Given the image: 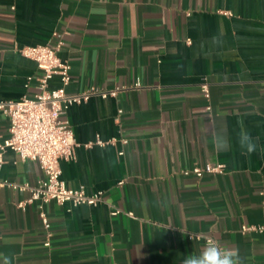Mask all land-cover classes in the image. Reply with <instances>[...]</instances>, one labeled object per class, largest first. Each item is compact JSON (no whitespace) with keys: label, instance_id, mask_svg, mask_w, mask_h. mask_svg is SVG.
Returning a JSON list of instances; mask_svg holds the SVG:
<instances>
[{"label":"crops","instance_id":"0c3cea01","mask_svg":"<svg viewBox=\"0 0 264 264\" xmlns=\"http://www.w3.org/2000/svg\"><path fill=\"white\" fill-rule=\"evenodd\" d=\"M59 41L69 94L118 91L64 115L78 146L62 178L103 199L23 209L31 192L1 186L0 264H181L206 235L264 264V234L242 229L264 222V0H0V101L39 91L42 71L19 48ZM238 121L257 146L249 155ZM8 127L0 111L3 137ZM4 160L9 183L44 175L12 149ZM207 163L225 171L186 173Z\"/></svg>","mask_w":264,"mask_h":264},{"label":"built area","instance_id":"2783aa9c","mask_svg":"<svg viewBox=\"0 0 264 264\" xmlns=\"http://www.w3.org/2000/svg\"><path fill=\"white\" fill-rule=\"evenodd\" d=\"M63 42L46 43L36 45H24L19 51L26 57L33 59L42 71L38 78L39 91L33 96L24 95L17 100L0 101V111L9 119L8 136L3 137L0 132V173L5 162L4 154L8 149L16 151L22 158L36 160L40 163L44 172L42 178L36 184L9 183L0 177V187L11 185L19 191L29 190L31 196L26 201H20L18 206L26 208L28 203L40 200L42 202L56 201L59 204L70 203L79 205H97L103 199L102 190L88 194L84 187H69L62 178V159H73L76 155L75 131L70 121L64 117L68 109L76 104L87 101L93 94H100L103 97L116 96L117 89L110 91H99L91 88L83 93L69 94L66 87L71 81V65L60 56ZM58 76L61 85L57 88H50L52 78ZM139 85V84H137ZM205 96H210L208 83L202 84ZM123 110L120 109L121 113ZM100 138L97 144L105 145L108 142ZM127 142V139H123ZM89 142L86 146H91ZM122 153V152H120ZM225 165L222 163L196 165L191 171L198 177L205 173H223ZM124 180L119 184H123ZM117 208L113 213H119ZM132 214V213H130ZM40 216L45 228L49 229L51 224L47 213L41 209ZM243 231L264 234V222L252 225H243ZM202 238V235H198ZM205 244L209 239L220 243L215 237L206 235L203 237ZM46 241L45 245H50Z\"/></svg>","mask_w":264,"mask_h":264},{"label":"clouds","instance_id":"9594fccd","mask_svg":"<svg viewBox=\"0 0 264 264\" xmlns=\"http://www.w3.org/2000/svg\"><path fill=\"white\" fill-rule=\"evenodd\" d=\"M238 125V144L242 149V154L249 155L256 150V143L244 128L243 122L238 121ZM181 264H242V260L238 249L222 246L209 239L199 253L186 255Z\"/></svg>","mask_w":264,"mask_h":264}]
</instances>
